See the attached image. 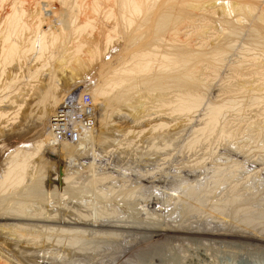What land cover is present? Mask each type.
Listing matches in <instances>:
<instances>
[{"label": "rangeland", "instance_id": "rangeland-1", "mask_svg": "<svg viewBox=\"0 0 264 264\" xmlns=\"http://www.w3.org/2000/svg\"><path fill=\"white\" fill-rule=\"evenodd\" d=\"M26 1H24V5H28V1L25 4ZM235 1L237 0H219L218 7L214 9L212 8L214 5L211 6L210 10L214 9V14H210L213 17H211L208 27L203 28L204 32L201 31L202 37L199 36V33L194 36L199 37L195 38L194 42L196 40V42H201L203 36L206 38L205 44L208 48L204 50L208 55L198 65L194 77L184 79L186 82L184 89L192 93L189 103L183 104L179 110L177 109L179 103L177 94H180L178 90L180 91L182 88L172 87L167 92L155 93L154 91L150 94L142 90L143 88L130 89L127 84L115 90L114 93L112 92V94H116L117 91L121 92L123 99L120 104H112V97L96 102L92 109L95 111L96 128L90 132L87 140L84 139L83 142L76 144L70 143V145L67 143L69 147L63 148L59 144L54 148L47 144H39L48 126L37 117L34 118L37 116L34 115L37 111L34 109L37 92L39 89L44 91L42 86L48 80V74L52 73L55 68L54 82L63 92L73 88L74 85L80 86L75 82V79H78L80 84L85 80L81 89L88 90L89 87L94 89L96 86L98 89L103 80L113 82L110 78H123L125 75L117 74L115 69H119L124 62V54L121 52L124 50V43L116 55L112 54L111 57H107L109 68L103 74L101 71L99 72V66L106 59L105 56L110 51L112 52L113 44L116 42L114 40L117 38L113 39L111 47L109 45L110 51L105 55L104 41L102 43L98 42L97 38L94 39L96 36L94 33L98 35L100 31L96 24L93 25V29H91L92 25L90 28L88 27L89 31L85 27L86 25L84 26L86 29L83 27L84 31L81 27L80 37L74 35L75 39L81 38L84 39L83 41L80 39V42L77 39L78 41L75 40L76 44L70 40L71 51H69L72 52L71 55L76 54L70 62L72 67L61 58L49 59L51 55L45 57L47 65H42L44 67L41 66V62L38 63L35 59L27 62L28 64L23 66L21 72H17L18 68L15 69L16 63L12 64V70L10 68L7 70L10 64L8 67L1 66L3 72L0 68L2 72L0 73L2 76H0L5 77L0 80V89L2 86L0 111L4 109L9 114L6 111V118L3 117V120L0 121V168L3 169L6 163L3 158L16 149H21L23 152L28 151V154L31 152L32 158L28 165L33 168L31 169V166L26 168L24 180L18 181L17 185L16 182L12 183V180L7 183L10 186L6 184L7 187L5 185L0 190V217L10 218L11 216V218L19 217V219L31 217L34 220L48 219L55 222L71 216L80 218L79 215L87 214L86 216L90 215L89 218L94 224L84 231L86 235L95 234L97 236L92 240L96 244L102 237V235H97V232L100 231L98 223L104 218H109L108 214L117 213L120 216V219H117L120 221L121 218H127L128 214H133L130 210L132 208L137 209L144 219V215L147 213L154 214L155 211L160 213L161 207H155L157 201L149 203V198L150 200L156 198L158 202H161L169 194L168 202H173V200L175 202V198L177 199L179 196L174 195L176 193L171 190L174 185L175 187L183 185L184 188L181 191L186 192L185 188L189 189L194 186L199 188L207 183L213 185V183L221 181H230L249 188V193L254 194L252 197L254 203H257L261 198L264 202V86L256 81L244 86L241 81L247 78L254 80L259 77L255 74L245 76V71L249 70L248 65L264 66V46L262 45L261 49L260 46H254L259 39V42L263 41L258 36L264 32V0H247V4H244V7L240 6L241 9L237 10ZM51 2L56 4L55 1ZM78 2L79 4L84 2L81 5L84 7L79 10L81 13L86 11V7L89 9L90 4L93 7L89 0L88 2L78 0ZM111 2L107 3L112 5L113 2ZM1 5V16L5 12H11L9 9L12 6L11 0H5ZM103 5L106 6L105 2ZM110 5H107L106 8L113 11L114 15L109 17L110 23L108 22L109 24L106 25L107 29L110 30L112 27L113 32H115L114 30L119 31L118 25L116 28L113 27L116 25L113 22L116 12ZM50 6L54 5L50 4ZM184 6H186L185 3L178 2L173 7L171 12L174 19L172 22H177L176 16ZM104 7L101 8V13L106 12V10L103 11ZM60 8L68 16L65 7ZM88 9V13L92 14V10ZM96 14L99 15L95 13V16H97ZM99 16L104 15L100 14ZM194 20L193 14L185 12L181 20L185 23L181 24L179 28L186 27L188 22ZM92 22L97 23L94 20L90 23L93 24ZM111 22H113L112 25ZM79 23L84 25L85 22L81 23L80 21ZM94 28H97L98 33ZM90 32L93 33L92 36ZM113 32V37H115L118 32L116 31L115 35ZM25 33L22 38L27 37L25 36L27 32ZM88 40H92L93 45L98 42L96 44H99L98 46L101 48L96 44L93 47L92 42L90 43ZM167 40H173L170 29L163 34L162 42H160L162 45H160L163 46L165 44L163 41ZM185 40L189 41V38ZM82 42L85 43H83L85 49ZM105 42L107 43V41ZM120 42L115 43L116 47ZM78 43L82 45L85 54L80 52L81 45L79 48L75 46V44L79 46ZM97 49H100V52ZM77 51L82 55H77ZM89 54L95 55L90 56L89 60V56H87ZM77 56L83 59L85 56L88 59L86 62L84 61L87 65L82 63L86 67L80 64L81 67L77 68L76 61L73 64L72 61L77 59ZM93 57L96 58L93 60ZM82 58L77 60V64ZM33 61L35 62L33 63ZM88 61L92 63L88 64ZM75 66L76 69L73 71L72 68ZM158 67L159 64L156 62L154 71ZM4 68H6L5 72L10 73L7 76L4 73ZM11 71L13 72L11 73ZM35 71L40 72H36L39 74L37 79H29L28 77ZM22 72L23 74H21ZM13 73H16V76ZM9 76L11 80L19 77L21 84L26 85L21 86V90L23 87L22 91L13 95L14 98L16 96L17 104L21 105L18 108L19 111L16 107H12L14 108L12 109L11 106L5 104L8 100L5 97L9 95V92L6 90L8 85L3 86L6 84L5 78L7 81L10 80ZM69 77L72 79L71 82ZM30 78L32 77L30 76ZM15 82H19V80H15ZM72 82L75 84L72 85ZM30 84H37L36 89L38 90L29 86ZM78 90L79 87L73 91ZM68 99H65L64 102L66 103ZM219 107H223V109ZM51 110L53 109H44V118L49 115L48 112ZM31 112L32 114L28 115ZM7 120L8 123L4 124V121L6 123ZM32 152H35L34 155ZM20 155L21 153L18 156ZM246 192L243 191V193ZM213 194L219 198L220 191L216 190ZM181 198L180 196L179 199ZM105 199L106 201L110 199L112 202L104 204ZM134 199H136V203H133V206L131 203L134 202ZM124 201H128L129 205L126 206L125 203H122ZM262 206L264 207V203ZM143 218L141 219L144 220ZM165 218H168L167 215ZM147 219H145L147 222L150 220V222H155L152 218ZM0 222V264H114L111 263L112 259L110 263L105 261V258L110 254L108 248L106 253L103 251L102 254L97 253L96 256L93 253L91 255L71 253L67 241L64 239L67 235L66 232L64 233L66 227H62V224H48L43 221H36L37 223L30 225L26 223L13 224V221L5 220ZM165 222L169 228L171 225H177L169 223L170 221L167 219ZM176 227L179 228L178 225ZM157 240L162 239H155V241ZM144 245L146 244L138 246Z\"/></svg>", "mask_w": 264, "mask_h": 264}, {"label": "bare ground", "instance_id": "bare-ground-1", "mask_svg": "<svg viewBox=\"0 0 264 264\" xmlns=\"http://www.w3.org/2000/svg\"><path fill=\"white\" fill-rule=\"evenodd\" d=\"M2 1L3 0H0V5L3 4L5 0L3 3ZM11 1L12 6L9 7L11 12H5L3 16L0 14V29H2L0 30V68L3 66L8 67L10 64V67L7 68L8 70L15 65L13 63H16V67L14 66L15 69L18 68L17 72H21L23 66L28 64L27 62H30L32 59L37 60L38 63L41 62V66H45V57L50 55L49 59L52 60V58L54 59L55 57L57 59L61 58L62 61L67 62V64L71 66L70 62L72 57L74 58L76 54L71 55L72 52L70 53V40L76 43L75 40L78 39L77 37V39H75L76 35L80 37V32H82V30L84 31L85 27L89 31L90 29H88V27L90 28L92 25L91 29H93V25L96 24V27H99L100 31L98 33L97 28H94L96 33H98L97 35L94 33L95 30L93 31L94 36L96 35L94 39L97 38L96 40L102 43L104 41L103 46H105L103 47L101 44L100 45L103 47L105 55L106 52L110 51L109 45L111 47L114 38H117V40H114L116 41L114 44L121 41L117 47L116 44H113L114 48L113 50L111 49L112 52L110 51L108 55L105 56L106 59L99 66V72L101 71V74H103L109 68L107 65L109 59H107V57H111L112 54L116 55L122 49L121 45L124 43V50L121 51L124 54V62L119 69H115L117 74L125 75L123 78H110L113 82H108L106 80L99 81L100 86L98 89H96V86L94 89H90L89 87L88 90L81 89L82 84L84 85L86 82L85 80L80 84L77 81L78 79L76 80L74 78L75 82L80 86L76 87L74 85L75 83L73 84L72 82L71 84L74 85V87L69 88L70 85L68 87L69 89L63 92L54 82V74H56L55 68L54 70L51 69L53 72L48 74V80L46 79L47 81L44 82L45 85L42 86L44 91L39 89L36 96L34 94L36 97L34 101L37 100V102L35 101L36 108L34 107V109H37L34 115L37 116H34V118L37 117L48 126L39 144H47L54 148L57 145L59 146V144L64 148L67 147L68 144L70 145V143L76 144L83 142L84 139L87 140L90 136V132L96 128L95 111L92 110L96 102H98V100L101 102L103 98L109 99L112 97V104H120L123 99L121 92L117 91L116 94H112V92L114 93L115 90L127 84L130 89L143 88L142 90L150 94L154 91L155 93L167 92L172 87L182 88V90H178L180 94H177L179 102L177 109L179 110L181 105L189 103L192 99V93L184 89L186 85L184 79L191 76L194 77L198 65L202 63L208 55L204 50L208 48L205 44L206 38L203 36L201 42H196L197 40L194 42L196 38L194 36H197L199 33V36L202 37L201 31H203V28L208 27L211 17H213L210 14L213 15L215 7L220 5L219 0H89L90 3L92 2L93 6L91 7V4L90 6L86 4L89 6V9L88 7L86 8L92 10V14H90L87 9L86 11L84 10L85 8L83 9L85 11L84 13L83 11L82 13L79 11L80 9L82 10L81 7H84V5L81 6L84 2L79 4L78 0H27L28 5L26 4L27 1L25 2L26 5H24L25 0ZM51 1H55L56 4H58H53ZM86 1L88 2V0ZM111 1L113 2L112 5L107 3ZM104 2L105 5L107 3V5H110L114 12H116V16L113 18V22L114 24L116 23V25L113 27L116 28L118 25L117 28H120L119 31L114 30L115 32H113V28L111 27L113 22L109 25L111 29H107L108 26L106 25L110 23L109 17H113L114 13L113 11L107 10V5L104 7ZM178 2L185 3L186 6H184L176 16L177 22H172L174 15L171 11ZM247 2V0L235 1L237 6L235 9H241ZM50 4L54 6H50ZM213 5L214 7L212 8L214 9L211 11L210 9L212 8L210 7ZM60 7H65L64 9L67 11L68 16L65 15ZM102 7H104V12L106 10L105 13H101ZM48 10L49 12L47 13ZM185 12L193 14L195 20L193 22H188L186 27L179 28L181 24L185 23L181 22ZM95 13L104 16L100 17L96 14L98 16L97 18ZM92 20L97 23L92 22L93 24H91L90 22ZM80 21L81 23L85 22L84 25L81 24V26L79 23ZM168 29H170L173 34V40L163 41L165 44L163 43L164 45L161 46L162 44L160 42H162V36ZM116 31L118 34H116ZM25 32H27V35H25L27 37L22 38L24 36L23 34H26ZM112 32L114 35L116 34L115 37H113ZM93 33L90 32V35ZM259 35L258 37H261L263 41L259 42V39L254 46H260L261 49V46H264V32ZM186 38H189V41H186ZM81 40L83 41L84 39ZM105 41H107V43ZM89 42L91 43L92 40ZM89 42H87L88 45H90ZM83 43L84 42L81 44L83 45ZM76 44L75 46L78 48L81 45L80 43H78L79 46ZM91 45L95 47L93 42ZM98 45L96 44V46ZM73 46L72 44V47ZM83 47L81 48L82 50H77L83 52L85 49V47L84 49ZM80 52H78L77 55L79 54V56H81L82 54L80 55ZM94 55L95 54H89L87 56H89L90 60V56L92 57ZM96 57H93V60ZM80 58L77 56V59L75 58L74 61H72L73 64L76 61L75 64L77 68L80 64L84 67V64H86L85 62L88 60L84 56L86 60L82 58L81 61H83L77 64V60ZM34 62L35 61H33V63ZM83 62L84 64H82ZM156 62L159 64V67L154 71ZM87 63L89 64L92 62L88 61ZM248 67L249 70H246L249 72L247 73V71H245V76L255 74L259 75V77L254 80L251 78L243 79L241 80L243 85L246 86L250 82L256 81L264 86V66L252 64L248 65ZM4 69L6 76L10 74L5 72L6 68ZM74 69H76V66L72 68L73 71ZM2 72L0 70V73ZM12 72L13 71H11V73ZM36 72L39 71H35V73L30 75L32 78H30V76L28 78L31 80L37 79L36 77H38L37 75L39 74ZM13 74L16 76V73ZM21 74H23V72ZM3 78L1 77L0 80ZM18 78H12V80L10 78L8 81L5 78L6 84L4 82L5 86H3L6 87V85H8L6 90L9 92V95L5 97L8 99L5 104H8L11 108L16 107L17 109L21 105L17 104L16 96L14 98L13 95L18 94L21 90V86H23L21 84L22 82H20L21 79ZM15 80H19V82H15ZM71 81L72 79L70 82ZM134 83H137V85H134ZM29 86L35 88L36 91L38 90L36 89L38 87L37 84H30ZM78 87L79 90L74 92L73 90L76 88L78 89ZM3 89L5 90V88ZM84 96L92 98L94 104L92 107V103H84ZM260 96H258V98H260ZM67 98H69L67 100L68 103H65L64 101ZM106 108L108 107L106 106ZM219 108L223 109V107ZM44 109L53 110L50 112L47 111L49 115H46L44 118ZM6 111H4V109L0 111V121L3 120V117L6 118L5 116H7L8 113V111L7 113ZM17 111H19V109ZM30 114H32V112L28 115ZM40 114H42V116H40ZM85 121H92L93 124H87ZM7 123L8 120L6 123L4 121V124ZM54 128L56 131H52ZM61 129L65 130L69 135L65 136L61 134ZM20 153L21 157L18 156ZM30 153L28 154V151L23 152L21 149H16L12 153H8L10 156L8 155L7 157L5 156L6 158H3L5 159L4 162L6 163L4 166L6 167L4 168L3 166V169L0 168V190L12 180V183L16 182V185L18 181L24 180L26 168L31 166L28 165L30 158H32ZM33 153L35 152H32V154ZM30 168L32 169L33 167L31 166ZM177 186L175 187L174 185L171 190L176 193L174 195H177V197L179 196V198L181 196L182 198L176 199V196L173 197L175 198V202L174 200L173 202H168L169 194H167L165 199L161 202H158L156 198H152L151 200L149 198V203L151 201H157L155 207H161L160 213L155 211L154 214L147 213L144 215L145 219L152 218L155 222H150L151 220L147 222L149 219L145 220L142 215L139 214L140 212L138 213V210L134 208L130 209L131 212H133L132 215L128 214L127 218H121L120 221V216H118L117 213L111 214L112 211L110 212L111 215L107 213L109 218H104L98 223L100 225L98 227L100 231L97 232V235H102V237L96 244L92 242V240L97 236L95 234L86 235L84 231V229L94 224L92 219L89 218L90 215L86 216L87 214L79 215L81 216L80 218L71 216L60 221L56 220L57 222H52L48 219L34 220V218L31 219L30 216V218L26 217L27 219H19V217L11 218V216L10 218L0 217V221H13V224L20 223V225L21 223L30 225L36 221H43L48 224H62V227H66L64 233L66 232L67 235L64 239L67 241L71 253L75 252L79 255H91L93 253L96 256L103 251L106 253V249L108 248L107 250L110 251L108 252L110 254L107 258L103 256L107 263H110L112 259L111 263L114 264H264V207H261L264 202H262V198L258 200L257 203H254V199L252 198L254 194L249 193V188H246L245 185L243 187L239 183H231L230 181H221L213 183V185L207 183L199 188L195 186L189 189L185 188L184 190H187L186 192L181 191V189L183 190L184 188L182 187L183 185H181V187L180 185ZM216 190L220 191L219 198L218 196L216 197V194H213ZM244 190L247 192L243 193ZM133 201L134 202L130 201L132 205L136 203V199ZM106 202L110 203L112 201L110 199L106 201L105 199L104 204ZM122 203H125L126 206L129 205L128 201ZM166 215L168 218H165ZM165 219H167V221L169 220V223L172 222L174 225L177 224L179 228L176 227L177 225L172 226L171 224V228H169V225H166ZM157 238H161L162 240L155 241ZM141 244L146 245L139 247L138 245Z\"/></svg>", "mask_w": 264, "mask_h": 264}, {"label": "built area", "instance_id": "built-area-1", "mask_svg": "<svg viewBox=\"0 0 264 264\" xmlns=\"http://www.w3.org/2000/svg\"><path fill=\"white\" fill-rule=\"evenodd\" d=\"M83 101L85 104H88V102H91L92 103L91 107H92V105H93L92 98H89V96H84ZM85 122L87 124H90V125L93 124L92 121H85ZM52 131H56V129L54 128ZM61 134L65 135V136L69 135V133H67L65 130H62V129H61Z\"/></svg>", "mask_w": 264, "mask_h": 264}]
</instances>
